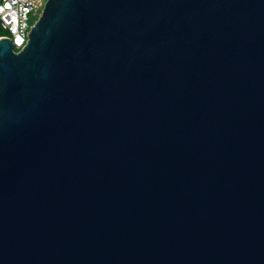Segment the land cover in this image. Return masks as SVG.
<instances>
[{
    "label": "water",
    "instance_id": "1",
    "mask_svg": "<svg viewBox=\"0 0 264 264\" xmlns=\"http://www.w3.org/2000/svg\"><path fill=\"white\" fill-rule=\"evenodd\" d=\"M0 264H264V0H46L0 37Z\"/></svg>",
    "mask_w": 264,
    "mask_h": 264
},
{
    "label": "built area",
    "instance_id": "2",
    "mask_svg": "<svg viewBox=\"0 0 264 264\" xmlns=\"http://www.w3.org/2000/svg\"><path fill=\"white\" fill-rule=\"evenodd\" d=\"M46 0H0V35L11 40L13 51H20L27 42L29 29L40 15ZM30 14L33 19L30 21Z\"/></svg>",
    "mask_w": 264,
    "mask_h": 264
},
{
    "label": "rangeland",
    "instance_id": "3",
    "mask_svg": "<svg viewBox=\"0 0 264 264\" xmlns=\"http://www.w3.org/2000/svg\"><path fill=\"white\" fill-rule=\"evenodd\" d=\"M31 19H33V15L32 14H30V21H31ZM0 34L6 35L7 32L0 27Z\"/></svg>",
    "mask_w": 264,
    "mask_h": 264
},
{
    "label": "trees",
    "instance_id": "4",
    "mask_svg": "<svg viewBox=\"0 0 264 264\" xmlns=\"http://www.w3.org/2000/svg\"><path fill=\"white\" fill-rule=\"evenodd\" d=\"M0 35H3V34H0Z\"/></svg>",
    "mask_w": 264,
    "mask_h": 264
}]
</instances>
